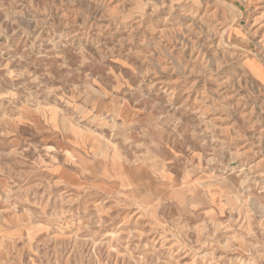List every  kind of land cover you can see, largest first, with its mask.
<instances>
[{"label":"rangeland","instance_id":"1","mask_svg":"<svg viewBox=\"0 0 264 264\" xmlns=\"http://www.w3.org/2000/svg\"><path fill=\"white\" fill-rule=\"evenodd\" d=\"M0 264H264V0H0Z\"/></svg>","mask_w":264,"mask_h":264}]
</instances>
